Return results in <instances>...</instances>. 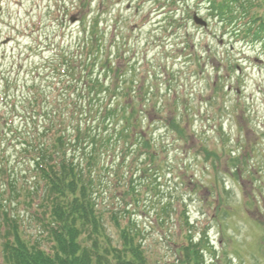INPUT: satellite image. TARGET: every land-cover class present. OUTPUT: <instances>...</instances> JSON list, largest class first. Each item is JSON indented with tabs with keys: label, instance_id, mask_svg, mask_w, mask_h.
Instances as JSON below:
<instances>
[{
	"label": "rangeland",
	"instance_id": "obj_1",
	"mask_svg": "<svg viewBox=\"0 0 264 264\" xmlns=\"http://www.w3.org/2000/svg\"><path fill=\"white\" fill-rule=\"evenodd\" d=\"M83 2L0 0V109L2 98L11 102L15 93L6 76L18 78L17 86L25 90L24 82L42 77L37 71L55 45H60L57 53L74 49L84 41L83 23L101 19L99 33H108L109 47L146 62L143 71L158 75L154 87L177 98L169 109L173 117L185 118L186 131L179 135L170 126L171 115L156 116L152 134L159 145H168L167 154L149 169L130 165L131 160L117 166L123 182L127 168L141 169L133 177L134 199H126L121 184H112L115 168L103 173L100 207L122 217L126 199L153 264L178 263L188 230L183 214L195 238L207 230L206 264H264V46L238 38L204 4L191 0ZM195 14L207 28L195 25ZM164 97L160 94L157 103L165 104ZM8 146L10 158L16 151ZM18 211L30 221L24 204ZM30 222L36 237L38 226ZM105 223L117 239V229L107 218Z\"/></svg>",
	"mask_w": 264,
	"mask_h": 264
},
{
	"label": "trees",
	"instance_id": "obj_2",
	"mask_svg": "<svg viewBox=\"0 0 264 264\" xmlns=\"http://www.w3.org/2000/svg\"><path fill=\"white\" fill-rule=\"evenodd\" d=\"M191 1L204 4L238 38L264 46V0ZM100 21L93 17L90 25L83 23L84 41L74 49L63 47L57 53L60 45L55 43L53 56L37 71L42 77L24 82L25 90L17 86L18 78H5L15 93L11 102L2 98L5 107L0 109V264H153L126 199L135 197L134 174L167 154L168 145H159L152 134L153 119L170 116L169 106L177 98L154 87L158 75L143 71L146 62L109 47L108 33H99ZM160 94L165 104L157 103ZM184 120L170 116L179 135L186 131ZM8 144L16 151L10 158ZM127 160L141 169L127 168L123 182L116 171ZM12 162L19 168L13 170ZM111 168L112 184H121L126 196L122 217L115 209L104 211L98 202L102 174ZM21 204L38 226L36 237L18 211ZM183 215L188 230L177 264H206L211 246L207 230L195 238ZM106 218L117 229V239Z\"/></svg>",
	"mask_w": 264,
	"mask_h": 264
},
{
	"label": "water",
	"instance_id": "obj_3",
	"mask_svg": "<svg viewBox=\"0 0 264 264\" xmlns=\"http://www.w3.org/2000/svg\"><path fill=\"white\" fill-rule=\"evenodd\" d=\"M194 20L196 24L201 25L203 27H207V22L203 20L202 18H200L198 15L194 16Z\"/></svg>",
	"mask_w": 264,
	"mask_h": 264
}]
</instances>
